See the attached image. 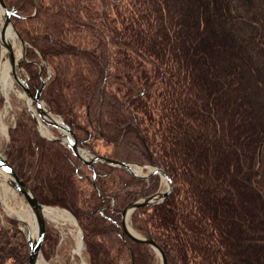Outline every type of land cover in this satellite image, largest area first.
<instances>
[{
    "label": "trees",
    "instance_id": "16d2710c",
    "mask_svg": "<svg viewBox=\"0 0 264 264\" xmlns=\"http://www.w3.org/2000/svg\"><path fill=\"white\" fill-rule=\"evenodd\" d=\"M4 1L31 44L29 57L39 52L51 64L53 76L43 99L63 116L79 144L103 157L158 165L171 177L173 187L162 201L141 205L132 215L133 227L157 242L168 264H264V169L262 180L251 184L254 195L246 186L235 190L231 183L238 173L232 170L228 178L226 166L237 151H229L234 146L216 136L227 112H234L242 137L252 143L258 139L256 154L262 140L264 148V61L260 83L245 86L257 76L247 59L249 50L264 52V0H182L171 14L151 0ZM151 12L160 21L170 15L169 27L162 30L164 22L156 24ZM231 22L252 29L235 38L228 31ZM201 53L206 65L195 67L193 59ZM25 67L35 93L39 68L33 62ZM209 72L212 86L205 89L201 79ZM36 123L32 112L19 111L9 130L7 159L42 203L75 215L89 263L160 264L154 248L131 238L121 222L129 202L158 189V174L146 179L124 166L87 164L69 145L41 135ZM207 126L214 136L193 135V129L206 133ZM189 139L192 145L184 149ZM202 147L217 150L193 160ZM251 147L240 143L238 150L248 152L251 160ZM187 152L192 157L182 156ZM257 160L251 168L264 165ZM219 165L231 181L218 183ZM212 167L214 175L206 177ZM193 175L198 187L213 185L214 197L229 195L242 203L216 206L199 198ZM28 246L14 223L7 228L0 223V264H28Z\"/></svg>",
    "mask_w": 264,
    "mask_h": 264
},
{
    "label": "rangeland",
    "instance_id": "374dc122",
    "mask_svg": "<svg viewBox=\"0 0 264 264\" xmlns=\"http://www.w3.org/2000/svg\"><path fill=\"white\" fill-rule=\"evenodd\" d=\"M152 1L153 2L155 1V2L159 3L161 6H165V10L169 11V14L176 13L178 8H179V6H182V3H183L182 0H158V1L157 0H151L150 2L153 3ZM230 4H232V3L229 2V5ZM150 7H152V4H151ZM7 8L12 11V9H10L8 6H7ZM239 10H241V9L239 8ZM35 11L36 10H34V12ZM3 12H4V9H3ZM13 13H14V11H12V14ZM152 13L153 12H151V15L154 18H156L158 16L157 14H155V13L152 14ZM11 15H10L11 22L9 23V25H11L14 28V30L16 31L17 36H18V42L22 44V55H21V58L19 60L20 61L19 65L17 66L16 69H17V71H19L22 74V78L24 80L23 83L26 82L27 85L29 86V84H28L29 73H28L27 68L25 67V63L27 62L28 64H30L31 62H33V63L37 64V67L39 68L38 73L40 75V83H39L35 93H34V91L31 90L30 87L29 88H30V90H31L33 95H35L37 93V91L39 89H41V103H42V106L45 109L53 112L54 114L59 115L58 113L54 112L53 110H51L48 107L46 101L43 99V96H42L43 88L47 85L50 77L53 76V69L51 67V64H49V62L39 52H37V56H35L33 58L29 57L28 48L31 46V44L21 36L19 30L17 29V27L15 26V24L13 22V18H12ZM156 19L158 20V22L156 23L158 25H161L164 22L162 27H161L162 30L168 28L169 27L168 24H171L170 23V21H171V16L170 15H169V18H168V16H165V17L163 16V20H162L163 22L160 21L158 17ZM4 20H5V12L3 14V24H4ZM3 24H2V27H3ZM229 25H230V27H229L228 31L233 32L236 35L235 38L240 37L242 39V38L246 37V35H248L247 33H249L251 31V29H252V27L250 25H246L243 22H240V23L231 22V23H229ZM194 28H195V25H193V29ZM190 37H191V39H193V41L194 40L197 41L194 36H190ZM202 40H205V38L203 37ZM240 44L243 46V42L240 41ZM259 50H260L259 47H256V48H253V49L249 50L247 59L251 62L250 63L251 67L256 68L257 76H256V74H253L252 78L250 77L249 80H248L249 83L245 84L246 87H249V86L252 87L254 85L255 81L257 82V83H255V85L260 83L261 75L259 74L260 73L259 69H263L264 52L263 51H259ZM13 52H14V55H15L14 46H13ZM227 55L231 56L230 58L233 59V57H232L233 56V52L232 51H231V53H228ZM206 62H207V57L204 56L203 53H201L200 55H198V57L193 59V63L195 65V67L196 66L197 67L200 66V67L203 68V67H205ZM193 72H194V70H193ZM212 73L209 72L207 74H204V77H202V79H201V84H204L203 86H205V89H209V87L212 86V77H213ZM252 80L253 81L255 80V81L253 82ZM194 81H195V75L193 73V97H195V95L198 94L196 92L197 91V87L195 86ZM15 83H16L15 89H12L10 91V93H8L7 95H5V93H3V92H0V101L2 102V103L0 102V113L4 114L3 119H4V122L6 123V126H7V130H5V131L4 130L3 131L0 130V152H1V154H4L6 157H7V147H8L9 141H10V132H9V130H10V127L12 126V124L14 123V121L16 120V118L18 117L19 111L23 112L24 110H28V111L32 112L34 117H35V120L37 122L36 125H37V129L39 131V123H38V119H37V115H36V114H39V113L37 111L35 100H34V98L32 96H30L26 92V90L23 88V86L19 82H15ZM42 84H44V85L42 86ZM225 87H227V86H225ZM20 93L24 94V96H21ZM196 103H197V105L199 107L200 106L199 102L196 101ZM212 104L213 103L210 104L208 102L209 107ZM33 108L36 109V111ZM201 110H208V108H204V109H201ZM232 118L234 120H236L235 116H234V112H233V115H229V113L227 112L226 120L223 122V125H222L223 128L221 129V131L223 133H221V131H219L220 133L216 135L219 138H220V136H222V139L224 138L223 141H224L225 144L228 145V143L230 142V144L233 145L234 148L229 149V151L235 149L237 151V154H238L236 156V158L230 157L231 161L228 162V165L226 166V174H227V177L228 178L230 177V179H231V175L233 174L232 170H234V173L235 172H236V174L238 173L237 176H236V179H238V180L235 181L234 184L231 183L233 188L235 190L242 191L243 190V186H246V188H250V192H252L251 195H254L253 194L254 193V189H253V187H251V184H254L257 180H262V177L259 179V176L262 175L261 174V172H262L261 169L262 168L264 169V165H257V164H259V163H257L256 166L253 169V168H251V164L252 163H256L258 161L257 159H259V161L260 160H264V148H263V142H262L263 140L260 143L258 154H256L255 149H256V146L258 145V143H257L258 139L256 141H253V143H252V141H250V140L248 141L247 138L245 139L244 137H242L241 130L237 127L236 122ZM255 123L258 124V122H254V125H255ZM208 125L210 126V124H208ZM50 128L54 132V136H52V137L44 136V137H47V138L49 137V139H51V140L55 139V137H56V138H59L58 140L61 141L62 143L66 144V145L69 144L67 142V138L65 139V136H64V135H66L65 131L62 132L56 126H53V125H51ZM207 128L208 129H207L206 133L200 132V134H198L196 132V130L193 129V135H199V137L202 138V139H204L206 136H208V137L211 136V135L214 136V134L212 132H209V131H211L210 127L207 126ZM40 134L43 135L41 132H40ZM220 140H221V138H220ZM188 141H190L191 144L188 143ZM188 141L185 140L184 144H182L184 146V149H186V146L190 147L192 145L193 140L189 139ZM212 142H210V144L207 143L209 147H211V145L214 144V143L212 144ZM77 143H78V146L80 148L83 147V146H81L79 144L78 139H77ZM215 143H218V142H215ZM240 143L245 144V146L247 145V147L252 146L251 147L252 153L250 155L251 156V160H250V158L248 156L249 155L248 152H246L247 154L244 153V152H242V154H241L239 152L238 146H239ZM228 147H229V145H228ZM217 148H218V146H217ZM195 149L197 151L199 148L196 147ZM215 150H217V149L212 150V148H208L207 149V148H203L202 147V149H200V151H198L197 155L194 156L193 160H195L197 157H201L200 154H202V156L205 157V155H207L209 153L208 151L212 152V151H215ZM86 153L88 155H86L84 157L90 160L92 158L91 157L92 153L91 154H89V152H86ZM190 154H191L190 152H187L186 155H182V156L184 158H189L188 156L192 157V155H190ZM77 156L79 157V155H77ZM255 158H256V160H255ZM81 160H83V159H81ZM129 162H131L132 164H137V165L141 166L143 171H144V173H149L151 170H153L154 168H156L158 166V165H155V164L150 165L152 163H147V164L143 165V164H140V163H137V162H134V161H129ZM243 165H245V169L243 168ZM158 167L161 168L162 170H164L162 167H160V166H158ZM165 172L167 173V171H165ZM222 173H223L222 165H219V171L217 173L218 176H216L217 178H221V181L218 182L219 184L223 183L224 181H226V182L227 181H231L228 178H226V180H225L223 175H222ZM153 174H155V173H153ZM153 174H151V175H153ZM201 174H202V171H201ZM263 174H264V172H263ZM167 175H168V173H167ZM205 175H206V177L207 176L212 177L214 175V168L212 167V170L209 171V172L205 171ZM19 176H21V175H19ZM158 176H159V186H158V189L156 191H164L168 187L167 178L163 177L162 173L158 174ZM11 178H13V177L11 176ZM169 178L172 181L170 176H169ZM244 178H245V180H244ZM247 178H249L250 180L247 179ZM146 179H148V178H146ZM195 180H199L197 175H193V187H198V183H195ZM245 181L247 182V185H246ZM9 185L12 186V188L16 191V194H18L20 199H21V202L19 201V206H22V207L28 206L31 209V211H32V213L34 215L33 209L31 208L30 204L26 200L25 196L17 188H15L14 185H12L11 182H9ZM172 186H173V182H172ZM198 188L200 190L199 198H202V199L207 198L206 201L210 202V203H211V201H214V202L217 203L216 206H219L222 202L223 203H225V202L234 203V206L236 204L239 205L240 203H242L241 200L234 201L235 198L229 199L230 198L229 195H222V196H218L217 195V196L214 197V193H212V191L214 189H213V185H211V184H207V185H204V186L201 185ZM178 189H179V184H178L177 191H178ZM4 193H5L4 190L0 186V223L5 228L12 226V223H14L17 226V228H19L25 234L26 241H27V243L29 245L28 237H27V233L29 231H28V229H27L25 224L20 222V220L15 215H11L9 213L8 208H7L5 202L3 201V198L1 196V194L5 195ZM7 194H8V196L12 195L11 193H7ZM262 194H264V193H262ZM144 197H146V196H144ZM144 197H141L139 199H142ZM165 197H162V198L158 197L157 200L158 201H162ZM180 199H182V196L180 197ZM236 199H238V198H236ZM154 202H156V201H154ZM42 204L45 205L44 208L50 206V207H58V208L67 210L74 217L76 223L73 224L71 222H62L61 220H60V222H58L56 220H52L50 217L46 216L45 213H44L45 222H46L45 235L48 233L51 236L46 241H44L45 240V236H44V239H43L44 243L42 242L40 254H42L44 256V258L50 264H83L82 260L80 259V254L78 252H76L77 241H78V235H77L78 233L77 232L80 231L81 232V236H82L83 235V230H82L77 218L75 217V215L69 209H67L65 207H62V206H59V205H54V204H49V203H42ZM132 215H133V212H132V214H130V218H128V220H127V223L129 225V227L134 232H136L137 234L142 235L143 237H148V236H145L144 234H142L141 232H139L138 230H136L133 227V225H132ZM10 220H11V222H10ZM51 233H54L55 236H53ZM37 236H38V234H37ZM51 238H53V240H50ZM81 239H82V244H83V249L82 250H83L84 260H85V262L87 264H90L89 260H88V254L86 252V247H85V244H84L83 237ZM36 240H37V237L33 241H36ZM2 242H4V241L2 240ZM29 247H30V245L28 246V248ZM45 248H46V250H44ZM154 250H155L156 255L159 257V255L157 254V251H156L155 248H154ZM12 261L13 260H10L9 263L11 264ZM13 262H14L13 264H15V261H13Z\"/></svg>",
    "mask_w": 264,
    "mask_h": 264
},
{
    "label": "bare ground",
    "instance_id": "6f19581e",
    "mask_svg": "<svg viewBox=\"0 0 264 264\" xmlns=\"http://www.w3.org/2000/svg\"><path fill=\"white\" fill-rule=\"evenodd\" d=\"M3 7L0 4V92L5 93L7 95L10 93L12 89H15V82H21L23 83L24 80L22 78V74L17 71V66L19 65V60L22 55V44L18 42V36L14 28L9 25L3 34V37L1 36L2 32V24H3ZM6 44H9L12 49L13 46L15 48V55H14V60L15 63L13 64L10 59V52ZM14 54V52H13ZM21 96H24V94L20 93ZM30 104V103H29ZM34 109V108H33ZM36 111V109H34ZM38 123H39V131L43 134V136H49L52 137L54 136V132L51 130L50 126L55 124H58L56 126L59 130L64 132V129L60 126L62 125L63 121L61 116L54 114L53 112L47 110L44 114H36ZM4 114L0 113V130H7L6 123L4 122ZM55 123V124H53ZM15 124V121L12 125ZM7 132V131H6ZM65 136V135H64ZM48 137V139H49ZM47 138V137H46ZM66 139V137H65ZM81 154L83 156L88 155L84 150H80ZM131 168L134 172H137L138 174H145L142 167L137 165V164H131ZM131 171V170H130ZM132 172V171H131ZM133 173V172H132ZM11 176L10 174L5 171L4 169L0 168V186L4 190V194H1L3 201L5 202L8 211L11 215H15L20 222L26 225L30 237L32 240H34L37 237L38 234V226H37V221L35 216L33 215L31 209L26 206L22 207L19 206V201L21 202V199L18 194H16V191L12 188V186L9 185ZM173 187V186H172ZM171 187V189H172ZM169 189V182H168V187L166 190ZM170 189V191H171ZM164 190V191H166ZM169 191V192H170ZM158 192H163V191H155L151 195L158 193ZM168 192V194H169ZM7 193H11L12 195H9ZM158 199V198H157ZM155 199V200H157ZM135 208L134 210H136ZM44 213L46 216L50 217L52 220H56L60 222H71L73 224L76 223L74 217L65 209H61L58 207H45L44 208ZM121 222H122V215H121ZM123 225V223H122ZM124 229V226H123ZM125 230V229H124ZM132 230V229H131ZM127 233V231L125 230ZM78 234V241H77V249L76 252L80 254V259L82 260L83 264H87L84 260V255H83V244H82V239H81V233L80 231L77 232ZM128 234V233H127ZM129 235V234H128ZM130 236V235H129ZM131 237V236H130ZM132 238V237H131ZM134 239V238H133ZM137 240V239H135ZM139 241V240H137ZM142 242V241H139ZM145 243V242H144ZM168 262V259H167ZM34 264H50L42 254H39L35 260Z\"/></svg>",
    "mask_w": 264,
    "mask_h": 264
},
{
    "label": "water",
    "instance_id": "95a60500",
    "mask_svg": "<svg viewBox=\"0 0 264 264\" xmlns=\"http://www.w3.org/2000/svg\"><path fill=\"white\" fill-rule=\"evenodd\" d=\"M0 4L2 5L4 12H5V20H4V24L2 27V32H1V36L3 37V34L5 32V29L8 27L9 23L11 22V17L10 15L12 14V11L9 10L4 2V0H0ZM23 40V39H22ZM6 46L9 49L10 52V58H11V62L14 64L15 60H14V54H13V49L9 44H6ZM44 82V81H43ZM23 88L26 90V92L32 96L36 102V107H37V111L39 114H44L45 112H47V109H45L42 106L41 103V89H39L37 91V93L35 95L32 94L29 86L27 85V83H21L19 82ZM44 84H42L43 86ZM62 125H60L64 131L66 132V138L69 142V144L71 145L72 150L79 155L80 158H82L85 162L87 163H92L98 159H101L103 157L96 155V156H92V158L89 160L87 158H85L81 153H80V147L78 146L77 143V137L75 132L66 124L65 120L62 118ZM55 124V123H53ZM55 126H58V124H55ZM59 139V138H57ZM106 161H108L109 163H113L116 165H122L127 167L129 170H131L134 174L141 176V177H147L152 173H156V172H162L164 174V176L167 178L168 182H169V189L163 192H158L155 193L153 195H149L147 197H145L142 200H137V201H131L129 202L123 209L122 211V223L124 226V229L127 231V233L134 239H137L139 241L145 242L150 244L151 246H153L157 252L160 254L161 256V260H162V264H168L167 262V257L166 254L164 252V250L157 244V242L151 238V237H143L142 235L137 234L136 232H134L133 230L130 229L127 220L130 216V214L134 211L135 208L144 205V204H148L153 202L155 199H157L158 197H165L168 192L170 191L171 187H172V181L170 180L169 176L167 175V173L162 170L159 167H156V169L152 170L149 174H145V175H141L138 174L137 172H134L131 168V164L129 162L126 161H120L117 159H112V158H104ZM0 168L4 169L5 171H7L10 176H12L13 178H11L10 182L12 183V185H14L15 188H17L27 199L28 203L30 204L31 208L33 209L34 212V216L36 218L37 221V226H38V236H37V240L33 241L30 237L29 232L27 233V237H28V242H29V261L28 264H34L35 260L37 258V256L40 254L41 252V245L45 236V228H46V222H45V215H44V206L39 199L37 198V196L32 192L30 186L23 180V178L21 176H19V174L17 173L16 169L11 165V163L8 161L7 157L4 154H1L0 152Z\"/></svg>",
    "mask_w": 264,
    "mask_h": 264
},
{
    "label": "snow or ice",
    "instance_id": "6c2138e0",
    "mask_svg": "<svg viewBox=\"0 0 264 264\" xmlns=\"http://www.w3.org/2000/svg\"><path fill=\"white\" fill-rule=\"evenodd\" d=\"M0 162H2V161H0Z\"/></svg>",
    "mask_w": 264,
    "mask_h": 264
}]
</instances>
